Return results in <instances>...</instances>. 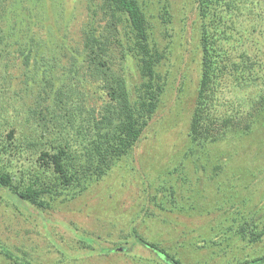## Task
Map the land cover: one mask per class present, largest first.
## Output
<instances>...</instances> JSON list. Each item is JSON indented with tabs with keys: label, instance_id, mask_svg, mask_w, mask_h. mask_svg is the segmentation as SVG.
<instances>
[{
	"label": "trees",
	"instance_id": "obj_1",
	"mask_svg": "<svg viewBox=\"0 0 264 264\" xmlns=\"http://www.w3.org/2000/svg\"><path fill=\"white\" fill-rule=\"evenodd\" d=\"M198 1L204 19L200 32V77L183 161L191 162L195 171L199 168L204 171L209 160L210 144L238 140L264 126V88L255 89L251 97L243 87L256 80L264 83V65L247 50L238 53L240 45L232 43L230 53L223 45H218V40L208 31L209 25L214 23L209 12L211 9L217 11L222 7L232 21V0ZM43 2L0 0L1 49L12 56L20 52L23 56L21 64L25 67L30 65L29 85L34 76L41 75V78L34 79L39 89L33 94L32 104L27 103L25 109L27 127L20 131L15 125L0 124V201L29 215L35 210L54 209L59 203L74 199L108 174L114 162L127 155L140 137L158 106L168 76L156 70L165 57L153 36L155 14H152L151 5L154 0L86 2L88 13L82 21L77 44L67 43L64 37L40 43L39 36L33 33L26 38L15 37V32L24 28V13H32V8L42 6ZM158 3L156 11L160 13L158 18L165 28L170 23L167 0H159ZM228 28L229 31L220 34L223 40L241 41V29L232 23ZM114 33L125 37V45L121 36L115 39L116 44L121 46L123 57L131 52L135 58L140 81L134 86L128 87L127 79L110 67L112 49L109 42ZM12 45L23 46L12 50ZM32 45H38L33 54ZM41 45H53L61 55L55 56L54 51L51 54L37 52ZM66 45L78 46L67 50ZM17 63L16 60L9 61L7 66L20 70ZM60 64L61 68L66 64L69 69H75H70L71 73L63 78L57 73ZM31 66L40 68L31 69ZM27 72H24L26 78ZM54 73L56 76L52 77ZM224 80L232 87L227 91V97H223L225 89H221ZM70 81H76L75 85L74 82L71 84V89L66 84ZM78 82L82 85L85 82L96 83V89L101 90L99 105L91 104L94 95L80 87ZM2 86L6 89L5 82L0 86V93ZM220 99L223 104L217 107ZM87 102L91 105L87 106ZM50 121H56V125L51 127L48 125ZM256 161V169L263 168L264 171V161L259 158ZM225 166L221 160H216L209 167V174L219 176ZM236 172L239 173L238 170ZM245 175L253 176L254 172L246 167ZM240 178V175L231 177V181ZM231 184L229 194L227 188L216 184L218 194H222L216 198L217 207L226 209L227 213V218L220 220L221 224L226 223L225 227L217 234L218 239L202 237L198 242L206 245L197 243L198 247L217 244L224 255L220 264H264V213L260 212V208L254 210L252 207L246 211V200L243 197L234 199L235 195L231 194L236 183ZM173 188L167 185L160 188L162 196L169 197L172 211L177 207ZM156 199L154 196V204L164 208V200ZM181 209L185 211L183 207ZM130 236L136 244L148 249L159 263L184 264L160 247L159 242L147 240L136 227H131L123 237L127 239ZM77 238L82 245L96 248L103 255L118 251L128 253L131 249L118 244L102 246L93 237L82 234ZM256 243L263 244L256 247ZM248 247L250 250H247ZM0 254L9 264H34L32 255L21 248L15 251L0 243Z\"/></svg>",
	"mask_w": 264,
	"mask_h": 264
},
{
	"label": "rangeland",
	"instance_id": "obj_2",
	"mask_svg": "<svg viewBox=\"0 0 264 264\" xmlns=\"http://www.w3.org/2000/svg\"><path fill=\"white\" fill-rule=\"evenodd\" d=\"M88 1L44 0L40 4L42 6L32 8V13H24V28L15 32V37L26 38L33 33L39 36L40 43L64 37L67 43L77 44L82 21L88 13ZM158 2L154 0L151 5L152 14H155L153 36L165 59L160 61L156 70L168 76L155 112L129 153L116 160L108 174L91 184L83 194L66 203H59L54 209L35 210L29 215L0 201V243L15 251L17 248L27 250L34 264H161L148 249L136 244L131 236L124 239L125 232L131 227H136L147 240L159 242L160 247L184 264H220L224 255L217 244L206 247H198L197 244L201 245L202 242L198 240L203 238L218 239L217 234L226 224L220 221L227 218V213L226 209L217 207L216 198L222 194H218L216 184L220 183V188H227L229 194L231 182L236 183L231 194L235 195L234 199L243 197L247 202L246 211L252 207L254 210L260 208V212L264 213V171L255 167L258 158L264 161V126L254 129L244 138L210 144L209 160L204 171L201 168L195 171L191 162L183 161L200 77V32L204 19L198 0H167L170 23L164 28L158 18L160 13L156 11ZM232 6V21L222 7L209 11L211 19H214V23L209 25V33L215 36L218 45H223L230 53L232 43L240 45L238 53L247 50L249 55L255 54L256 61L264 65V0H232ZM231 23L241 29V41L226 42L220 36L230 30L228 25L231 26ZM114 34L109 42L112 49L110 67L127 79L128 87L134 86L140 81L135 58L131 52H127L126 58L123 57L121 46L116 44L115 39L121 36L125 45V37ZM20 46L23 45H12L11 49ZM37 46L32 45V54ZM77 46L66 45L67 50ZM36 51L46 54L54 51L55 56L61 55L53 45H41L40 51ZM6 59L18 61L20 70L9 68ZM22 60L19 51L17 56H12L4 52L0 45V86L4 82L6 86V89L2 86L0 93V124L15 125L20 131L28 124L26 106L32 104L33 94L39 89L34 79L41 78V75L34 76L29 87L30 65L25 67L21 64ZM60 66L62 64L57 66V73L58 76L62 74L63 78L71 73L70 69H75H69L66 64L63 68ZM34 68L40 67L31 66V69ZM26 71L27 78L24 74ZM73 82L75 85L76 81ZM73 82H66L70 89ZM78 83L94 95L91 104L99 105L101 90L96 89V83ZM243 87L253 97L254 90L263 89L264 83L256 80ZM221 89H225L223 97H227V91L232 87L224 80ZM222 101L218 100L217 107L222 106ZM91 104L86 103L87 106ZM55 123L50 121L48 125L53 127ZM216 160L226 164L219 176H213L208 171ZM244 167L252 169L254 175H245ZM238 175L240 179L231 181V177ZM163 185L174 186L177 207L173 211L170 210L169 197L162 196L160 188ZM154 196L157 201L164 200V208L154 204ZM182 207L185 211H182ZM79 234L93 237L102 246L118 244L131 249L128 253L118 251L103 255L96 248L82 245L77 238ZM262 244L256 243V247ZM0 264H9L1 254Z\"/></svg>",
	"mask_w": 264,
	"mask_h": 264
}]
</instances>
